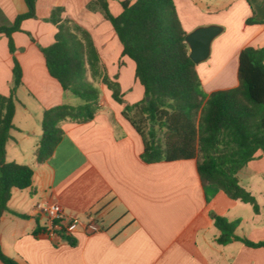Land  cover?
Instances as JSON below:
<instances>
[{"label":"crops","instance_id":"0c3cea01","mask_svg":"<svg viewBox=\"0 0 264 264\" xmlns=\"http://www.w3.org/2000/svg\"><path fill=\"white\" fill-rule=\"evenodd\" d=\"M122 1L108 0L114 15L121 13ZM92 2L37 0L36 18L23 20L21 29L12 34L14 53L6 34L0 33L1 94L11 92L14 58L22 69L6 158L34 171L32 185L14 188L8 211L0 217L3 253L18 264H264V246L250 247L238 240L219 243L220 231L212 216L238 221L236 235L264 241V154L258 151L238 172L240 184L255 197L259 212L223 191L207 201L195 159L142 160L143 139L101 78L94 119L64 121V136L54 154L44 163L37 162L44 110L77 104L50 75L41 51L54 42L58 30L47 20L53 8L63 7L62 18L90 34L101 68L120 85L125 104L144 98L134 61L123 55L112 24L90 7ZM174 2L187 34L201 26L223 28L212 41L209 57L196 64L204 91L236 87L242 49L264 46V23H247L254 16L262 18L264 0H252L253 7L247 0ZM26 11L25 0H0V26L13 24ZM45 198L81 220L94 214L101 231L87 234L80 229L70 238H49L44 231L48 219L37 209ZM0 264L4 263L0 260Z\"/></svg>","mask_w":264,"mask_h":264},{"label":"trees","instance_id":"16d2710c","mask_svg":"<svg viewBox=\"0 0 264 264\" xmlns=\"http://www.w3.org/2000/svg\"><path fill=\"white\" fill-rule=\"evenodd\" d=\"M247 1L253 7L252 0ZM25 2V13L19 14L13 24L0 26L11 53L16 50L12 34L21 29L23 20L36 18L37 0ZM121 5L118 15L110 11L108 0H93L90 7L112 24L123 55L134 61L144 98L125 104L120 85L103 72L90 34L73 20L63 19V7L53 8L47 20L58 30L54 42L41 51L50 75L80 101L44 110L37 162L44 163L54 154L64 136V121L85 123L94 119L101 92L86 85L84 76L89 70L112 91V98L124 105L122 115L143 139V161L195 159L207 201L223 191L232 199L252 204L259 212L255 197L240 184L238 172L258 151L264 154V46L242 49L236 87L207 94L189 55L187 33L174 0H124ZM247 23L263 24L264 15L261 19L254 16ZM21 84L22 69L14 58L11 92L0 93V217L8 211L12 190L30 187L34 176L31 166L6 158L10 132L15 129V92ZM212 216L220 231L219 243L238 240L250 247L264 246V241L236 235L238 221ZM0 260L18 264L3 253L1 244Z\"/></svg>","mask_w":264,"mask_h":264},{"label":"built area","instance_id":"2783aa9c","mask_svg":"<svg viewBox=\"0 0 264 264\" xmlns=\"http://www.w3.org/2000/svg\"><path fill=\"white\" fill-rule=\"evenodd\" d=\"M37 209L48 219V223L45 227V234L49 238H70L80 229L87 234H94L102 229L101 224L94 214L89 213L84 220H81L77 217L65 214L62 206L51 199H42L37 204Z\"/></svg>","mask_w":264,"mask_h":264},{"label":"water","instance_id":"95a60500","mask_svg":"<svg viewBox=\"0 0 264 264\" xmlns=\"http://www.w3.org/2000/svg\"><path fill=\"white\" fill-rule=\"evenodd\" d=\"M222 29L218 25L201 26L186 35L185 41L189 47V55L195 64L209 57L212 41L222 32ZM146 99L148 100L149 97Z\"/></svg>","mask_w":264,"mask_h":264},{"label":"rangeland","instance_id":"374dc122","mask_svg":"<svg viewBox=\"0 0 264 264\" xmlns=\"http://www.w3.org/2000/svg\"><path fill=\"white\" fill-rule=\"evenodd\" d=\"M84 81H85V83H86V85L88 87H92V88H95V89H99L97 79H94L91 75L89 76L86 73L85 76H84ZM72 96L75 98L76 102H79L80 101V99L78 97H76L74 95H72Z\"/></svg>","mask_w":264,"mask_h":264}]
</instances>
